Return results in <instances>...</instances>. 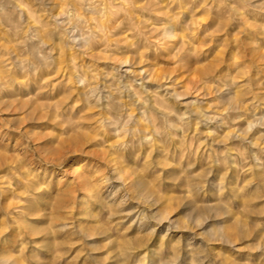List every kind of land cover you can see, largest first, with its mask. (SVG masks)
<instances>
[{
  "label": "rangeland",
  "instance_id": "rangeland-1",
  "mask_svg": "<svg viewBox=\"0 0 264 264\" xmlns=\"http://www.w3.org/2000/svg\"><path fill=\"white\" fill-rule=\"evenodd\" d=\"M0 264H264V0H0Z\"/></svg>",
  "mask_w": 264,
  "mask_h": 264
},
{
  "label": "bare ground",
  "instance_id": "bare-ground-1",
  "mask_svg": "<svg viewBox=\"0 0 264 264\" xmlns=\"http://www.w3.org/2000/svg\"><path fill=\"white\" fill-rule=\"evenodd\" d=\"M166 35H168L169 37H172L174 34H172L170 29H166L165 32ZM175 37V36H174ZM83 166V165H82ZM85 170V169H84ZM121 173V172H120ZM121 176V175H119ZM89 176V170H85L83 172H80L76 175L75 180H77V186L82 188V190H90L91 186H90V178ZM128 178V177H127ZM124 179V183L125 181L129 180V179ZM74 180V181H75ZM60 183V182H59ZM127 183V182H126ZM60 185V184H59ZM123 185H127L126 191H125V195H129V192L131 193V191H134L137 197H141L143 195L148 196V194H150V192L145 191V185L141 182V181H133V180H129L127 184H123ZM78 189V188H77ZM124 189V188H123ZM75 190V189H74ZM81 190V189H80ZM72 194V193H71ZM133 194V193H131ZM70 195V194H69ZM122 197H124V195H122ZM68 198H70L69 196L65 195L61 198V202L60 205L64 206L66 205L67 207H69L68 205ZM73 199V198H72ZM71 200V199H70ZM72 201V200H71ZM121 202H119L117 204V206L120 205ZM68 204V205H67ZM122 207V206H119Z\"/></svg>",
  "mask_w": 264,
  "mask_h": 264
}]
</instances>
